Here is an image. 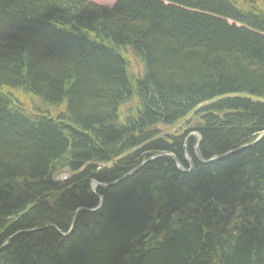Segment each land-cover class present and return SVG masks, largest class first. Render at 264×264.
Instances as JSON below:
<instances>
[{
  "label": "trees",
  "instance_id": "16d2710c",
  "mask_svg": "<svg viewBox=\"0 0 264 264\" xmlns=\"http://www.w3.org/2000/svg\"><path fill=\"white\" fill-rule=\"evenodd\" d=\"M0 264H264V0H0Z\"/></svg>",
  "mask_w": 264,
  "mask_h": 264
},
{
  "label": "rangeland",
  "instance_id": "374dc122",
  "mask_svg": "<svg viewBox=\"0 0 264 264\" xmlns=\"http://www.w3.org/2000/svg\"><path fill=\"white\" fill-rule=\"evenodd\" d=\"M87 1L94 3V4H97V5L105 6L108 8H113L118 2V0H87ZM132 66H133L132 72H134V73H141L143 70V68H142L141 70L136 71V69L141 66L140 62L137 61L136 59H133V65ZM36 102H37V105H39V106L42 105L41 102H39V101H36ZM162 130L164 133L173 134V133H176L177 131H180L182 129L180 127H177V128H163L162 127ZM192 137H195L197 140H200V136L196 133H191L188 138H192ZM66 177L69 178L68 173L63 172L56 177V180L64 181L66 179ZM93 186L95 187V184Z\"/></svg>",
  "mask_w": 264,
  "mask_h": 264
},
{
  "label": "water",
  "instance_id": "95a60500",
  "mask_svg": "<svg viewBox=\"0 0 264 264\" xmlns=\"http://www.w3.org/2000/svg\"><path fill=\"white\" fill-rule=\"evenodd\" d=\"M200 142V141H199ZM199 148V147H198ZM215 159H217V158H215ZM202 160L204 161L205 159L202 157ZM102 204H103V202H102Z\"/></svg>",
  "mask_w": 264,
  "mask_h": 264
},
{
  "label": "bare ground",
  "instance_id": "6f19581e",
  "mask_svg": "<svg viewBox=\"0 0 264 264\" xmlns=\"http://www.w3.org/2000/svg\"><path fill=\"white\" fill-rule=\"evenodd\" d=\"M192 167H193V164H191V169H192Z\"/></svg>",
  "mask_w": 264,
  "mask_h": 264
}]
</instances>
